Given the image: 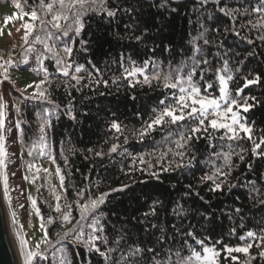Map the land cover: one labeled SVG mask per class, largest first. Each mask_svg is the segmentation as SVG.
Wrapping results in <instances>:
<instances>
[{
    "label": "trees",
    "instance_id": "16d2710c",
    "mask_svg": "<svg viewBox=\"0 0 264 264\" xmlns=\"http://www.w3.org/2000/svg\"><path fill=\"white\" fill-rule=\"evenodd\" d=\"M18 1L29 9L39 4V0ZM225 3L229 7H249L259 0H221L220 6ZM107 7L117 10V14L108 17L103 12H90L78 35L69 32L68 37L57 40L56 30L41 26V41L46 40L63 60L61 49L65 45L73 48L68 58L73 67L69 76H64L56 57L43 43L48 76L41 88L49 99L21 98L18 139L24 148L32 149L33 144L39 143L41 124L45 119L50 121L45 128L48 147L42 151L54 157L64 176L63 190L58 195L62 212L66 210L65 203L72 206L71 223L62 222V212L57 213L49 199L50 190L39 186L40 212L45 222L49 216L54 220L47 226L53 246H44L45 257H39L40 264H59L61 256L67 257L70 264H109L95 250L76 242V233L56 243L57 233L62 234L79 220L76 201L83 204L101 193L109 194L105 203L82 223L87 239L91 231L88 224L94 216L103 214V232L97 235L107 237V245L101 241H96V245L101 251L115 249L110 254V264H116L121 253L127 255L130 248L136 247L143 251L129 256L127 264H175L177 252L181 256L189 255L191 249L202 253L199 240L220 252L217 264H264V257L259 254L264 251V240L246 236L248 231L255 232L257 237L264 236V204L260 203L264 200V157L252 153V142L246 137L229 140L223 137L224 130L209 127L207 134L197 133L199 139L193 138L184 148L177 147L179 134L187 136L188 130L197 124L195 117L155 126L143 137L139 135L145 122L163 107L161 100L171 105L175 103L174 97L180 95L178 88H165L162 81L144 84L143 76L152 77L156 71L168 73L170 68L178 67L186 75L195 56L196 60L209 61L197 67L194 81L202 92L211 95L219 92L216 70L223 67L224 60L228 61L226 73L233 77L229 81L230 97L241 99V103L242 98H247L251 107L242 111L253 138L259 142V137L264 136V41L259 39L264 30L250 25L240 27L247 25L249 19L255 21L256 14L238 15L233 21L219 12L214 0L203 6L200 0H107ZM37 11L41 10L37 7ZM205 28L208 31L201 37ZM49 31L54 33L51 39ZM205 38L210 42L207 45L203 43ZM197 45L200 52H195ZM132 61L136 66H143L145 61L153 63L144 73L126 78L124 70L131 67ZM80 65L81 72L75 73L74 68ZM72 75L82 79L77 83ZM257 76V82L244 87L246 80ZM208 83L211 88L206 87ZM237 88L244 89L239 96ZM113 121L121 125V132L110 127ZM114 143L120 147L109 155ZM230 148L234 154L229 167L223 153ZM261 150L264 145L258 151ZM181 151L183 158L175 155ZM98 152L103 155L98 156ZM162 152L168 153L163 159ZM193 155L195 159L187 165ZM181 162L187 166L176 167ZM218 167L228 175L220 177L225 181L220 190H211L213 182L202 181L201 177L211 175ZM78 192L84 195L77 196ZM187 233L194 235L189 237ZM248 243L253 245L248 253L233 252L230 256L225 250V246L234 248Z\"/></svg>",
    "mask_w": 264,
    "mask_h": 264
},
{
    "label": "snow or ice",
    "instance_id": "6c2138e0",
    "mask_svg": "<svg viewBox=\"0 0 264 264\" xmlns=\"http://www.w3.org/2000/svg\"><path fill=\"white\" fill-rule=\"evenodd\" d=\"M216 6L218 7V10L220 13L224 14L227 17H230L233 21H235L236 17L238 15L242 16H249L251 14H256V19L253 21L252 19H249L247 21V25L241 24L240 27L244 28L248 25L251 26V28H257L259 30H264V0H259V3L254 6L249 7H229L226 3L224 6H220L221 0H214ZM201 5H207L209 3V0H200ZM16 8L19 9V13L17 14L19 18H22L25 15H28L30 17V20L35 22L39 20L42 27L47 28L50 26L51 29L56 30L58 35L56 36V39L59 40L61 36L68 37L69 32H73L74 34L78 35L82 32V30L85 28L84 23V17L87 16L90 12H96V13H106L108 17H113L117 14V10L115 9H109L107 7V0H48L47 3H45V0H39V4L32 7V11L30 13L24 12V7L18 2L15 4ZM37 7L41 10L39 13L37 11ZM50 17V18H48ZM14 17H6L5 23L7 24L9 21L13 20ZM22 27L25 29V33L23 36V40L25 43L28 42L29 35L34 31V23H25L22 25ZM203 27V26H202ZM229 29H225L227 32ZM19 31V29H17ZM208 31L207 28L204 29V32L200 33V36L203 37L204 34ZM218 32L219 29H216ZM232 31L236 32L237 35L240 33L236 31L235 28L232 29ZM2 32V30H0ZM54 33L52 31L48 32V38L51 39L53 37ZM37 40H39V36L36 37ZM71 39V38H69ZM137 40L140 39V37H136ZM197 38L193 39V44H195ZM247 39V37H245ZM260 40L264 41V35H261L259 37ZM249 43H252L251 40L248 41ZM44 43L45 48L48 52L52 53L56 57V64L60 65V71L63 73L64 76H69V70L73 67L71 63L65 62L60 56L59 53L56 52L54 47L49 46L47 41H42ZM81 43H86L85 41H81ZM203 43L205 45L209 44L208 39H204ZM33 51L32 48H29L26 50V54L23 57L24 63L28 61V55L27 52ZM63 51L67 54V56L70 58L73 48L69 45H65ZM201 49L197 45L195 47V52H200ZM219 55V53H217ZM40 59V57H38ZM193 66L191 68V71H189L186 75L182 74V67H178L176 69L169 70L168 73L161 74L159 71L154 72L152 77H149L148 75L143 76L142 82L144 84H150L152 80L156 81H162L163 86L165 88H171V89H179L180 95L178 97H174L175 103L174 104H165L164 100H161L159 103L163 105V107L158 111L155 112L154 116L150 118L149 121L145 122L142 129L139 131V135L143 137L148 132L152 131L155 126H161L165 124H176L178 121H183L186 118H193L195 117L197 119V124L193 127H191L188 130V135L186 136L184 133L179 134V139L175 141L177 147L184 148L185 145L189 144L190 141L195 139H199V136H197V133H208L209 127L212 130L223 131V137H226L229 140H240L243 138H247L252 142V153L259 157H264V150L258 151L261 149V146L264 145V136L259 137V142H257L256 139L253 138L252 135V128L247 125L245 121V117H243L240 114V109H243L244 112H247L251 105L248 104L247 98H242L243 103H241V99L238 98H231L229 94V81L233 79V77L230 74L226 73V70L228 69V61H223V67L221 69H217L218 74V82H219V97H210L208 95H203L201 93V88L198 85L197 82L194 81V75L196 73L197 67L201 63L207 65L209 64V61L206 58H202L201 60H196L195 56L192 58ZM0 60H3V57H0ZM14 61L11 57H9L8 60H4L3 63H0V68L3 69V79L0 80V83H3V81H9L10 76L8 75V67H10ZM153 63L152 61H145L143 66H136V63L134 61L131 62L130 68H125V77H136L138 74H142L145 72V68L150 64ZM82 65L76 66L74 68L75 73H79L82 70ZM35 71V69H34ZM45 73V80H42L40 84L35 85L37 88V94L31 96V99H41V100H48V95H46V90L41 88V85L45 84L47 82V76H48V70L47 68L43 69ZM203 71H201V78L203 77ZM175 73V75H173ZM223 73V74H222ZM72 80H75L77 83L82 79V77H79L77 75L71 76ZM259 80V76H257L253 80H246V83L244 87H247L250 84H253ZM99 82V81H97ZM115 82V81H113ZM139 82V81H138ZM104 83H107L106 81ZM28 87H32V85H28ZM207 88H211L212 84L208 83L206 84ZM243 88H237L236 92L239 96L240 93L243 92ZM29 97H25V99H28ZM134 98V97H133ZM251 99L255 100V97H252ZM223 105V106H222ZM7 102L4 101L3 95L0 94V168H6L7 165L5 164V158L7 157L8 153L5 148V140L6 137L3 134L4 129V117H5V109L7 108ZM235 109V110H234ZM17 112H19V107L16 108ZM155 111V110H154ZM73 119H75V116L69 113ZM210 118V119H208ZM208 119V125H205V120ZM50 123L47 119L41 124L40 131L41 136L39 137V143L33 144L32 149H35L39 147L41 149L40 152H38V156H44L45 153L42 151L43 149L48 147L47 143V136L45 133V128ZM20 121H16V127H19ZM112 129H114L116 132H121V125L113 121L110 126ZM10 131V129H9ZM241 133L245 134L244 136H241ZM135 134V133H134ZM127 138H125L126 140ZM120 146L118 144H112L111 148L109 149V155L111 153L117 152L118 148ZM32 149L29 151V155H32ZM169 152L172 151L171 149L168 150ZM244 149H241V152H243ZM98 156H102L103 153H96ZM168 153L162 152L161 153V159L165 157ZM234 154L231 148L229 149V152L223 153V157L225 159V165L229 166V161L231 158V155ZM176 156L184 157V152H177L175 153ZM217 156L220 155V153L216 154ZM239 158L241 160L244 159L243 155H240ZM54 162V157L52 158ZM195 159V156L193 155L191 158H188L187 165H191L192 161ZM184 165L183 162L176 164V167H182L187 166ZM27 167L32 170H35V173L37 174L32 178L33 182L38 178V175L41 171L40 168L36 167L35 164L29 163ZM249 168H251V165H249ZM45 173H48V169H43ZM57 173L61 172V169L59 166L56 169ZM155 175V173H153ZM228 173L225 171H222L221 168H216L215 171L211 175H205L201 177L202 181H212L213 187L211 190H220L222 188V185L225 183L224 180H220V177H227ZM24 179H29V177L25 176ZM64 176L60 175V182L61 185H63ZM232 187H235V185H232ZM4 188H5V195H7V189H8V176L7 173H4ZM113 191H116L115 189ZM84 195L83 192H78L77 196L82 197ZM108 193H101L99 196L95 198H89L85 203L81 204L79 200L76 201L78 207H79V220L76 221V224H73V226L67 231L61 233H57L59 240L56 243H60L64 239H66L70 234L76 233L74 239L78 243H83L86 246L89 247V249L95 250V252L99 253L101 257L105 259V261L109 262L110 264V254L115 251L113 248H107L106 251H101L100 247L96 245V241H101L105 245H107V237L97 235V232H103V225L101 223L102 215L94 216L92 219V222L88 224V228L91 229V231L87 234V239H85V233H84V224L82 223L87 219V217L94 213L100 205H103L105 203L106 197L108 196ZM57 203L55 205V211L57 213L62 212V205L59 203L61 197L57 196ZM11 201V197H9V202ZM33 208H35L37 215H40V209L36 206L37 202L36 200L31 201ZM260 203L264 204V200H261ZM23 207V205H21ZM71 205L65 203L63 205V208L66 209L62 212V222L71 223L72 216H71ZM239 212V209L236 210ZM152 214H155V209L152 210ZM147 215V214H145ZM11 219L13 225L17 226V230L15 232L16 237L19 240V246L20 251L23 253V260L24 264H34V260L37 257H45V251H42L40 249V243L45 244L48 247H52V242L48 238V231L45 227L44 217L40 216L41 219V230L43 231V238L40 243H37L36 249L31 250L28 246L29 242L25 238L24 234L19 231L20 228L23 227V225H20L17 214L15 211L11 213ZM54 222L53 217L49 216L47 218V223L52 224ZM152 227H156V225H152ZM235 231V229H233ZM187 236L191 237L194 234L193 233H187ZM246 236L248 238H254V239H261L264 240V236L257 237L256 233L253 231H248L246 233ZM241 239H244V237H241ZM199 245L202 246V252L196 251L194 249L190 250V254L187 256H181L179 252H177L175 255L177 257L175 264H217V257L220 255V252L216 250L215 247H208L204 246V241L199 240L197 241ZM253 245L251 243L246 244L242 247H227L225 246V250L227 253L231 256L233 252L237 253H248L249 249ZM259 247V245H257ZM59 251H63V249H59ZM142 249L136 247V248H130L127 255L124 253H121V256L119 260L116 262V264H121V262H124V264H127V258L129 256H135L139 254ZM151 251V250H149ZM261 257H264V251H261L260 253ZM232 259H236V257H232ZM59 264H70V261H68L67 257L61 256ZM155 264H161L160 261H155ZM169 264H172L171 261H169ZM245 264H249L248 261H245Z\"/></svg>",
    "mask_w": 264,
    "mask_h": 264
},
{
    "label": "rangeland",
    "instance_id": "374dc122",
    "mask_svg": "<svg viewBox=\"0 0 264 264\" xmlns=\"http://www.w3.org/2000/svg\"><path fill=\"white\" fill-rule=\"evenodd\" d=\"M16 2L17 0H0V30H2V32H0V57H3L0 63H3L4 60H8L9 57L14 61V63L8 67L10 80L0 83V94L3 95V99L8 105L4 110L6 114L4 117V129L2 130L6 137L5 148L8 155L5 158V164L7 167L0 168V186L7 219V221L5 220L6 225L13 241L19 264H24L19 240L15 235L17 226L12 223L11 213L13 211L16 212L20 225H23L19 231H21L28 240L29 248L35 250L37 243L42 241L44 234L40 227V216H42V214L40 212V215H37L31 201L33 199L36 200V206L39 208L38 188L39 186H45L50 190V201L56 205V197L62 192L63 185H61L60 182V175L62 173H57V166L56 163L53 162L52 156L48 155L45 151H43L45 153L44 156H38V152H40L38 148L32 149V155H29L30 150L24 148L18 139V133L21 129V98L22 96H33L37 94L35 85H38L42 80L45 59V50L43 49L45 46L44 48L41 46L43 43L41 41V35L39 34L41 29L39 20L33 22L28 15L19 18L17 15L19 9L15 6ZM19 3L24 7V12L30 13L32 11V9L26 8L21 2ZM9 16L14 18L6 24L5 18ZM25 23H34V31L29 35L27 43L23 40L25 29L22 25ZM17 29H19V31H17ZM37 36H39V40L36 39ZM29 48H32L33 51L27 52L28 61L24 63L22 62L23 57L26 54V50ZM63 49H61V52L64 61L68 63L69 57ZM38 57H40V59H38ZM2 79L3 69L0 68V80ZM28 85H32V87H28ZM201 93L216 98L220 95L219 92L212 95L206 94L202 92V90ZM17 106L19 107V112L16 110ZM242 110L243 109H240V114L244 117V112ZM16 121H20L19 127H16ZM29 163H33L36 167L41 169L35 182H33L32 178L37 174L34 169L30 170L27 167ZM43 169H48V173H45ZM5 172L8 176L7 195H5L4 188ZM25 176L29 177V179H24ZM9 197H11L10 202ZM21 205H23V207H21ZM47 226L48 223L45 222V227L47 228ZM44 246L45 244L40 243L41 250H43ZM242 246L245 245L236 247ZM34 264H40L39 257L35 258Z\"/></svg>",
    "mask_w": 264,
    "mask_h": 264
},
{
    "label": "water",
    "instance_id": "95a60500",
    "mask_svg": "<svg viewBox=\"0 0 264 264\" xmlns=\"http://www.w3.org/2000/svg\"><path fill=\"white\" fill-rule=\"evenodd\" d=\"M6 213L1 195L0 186V264H19L17 253L11 240V236L7 231Z\"/></svg>",
    "mask_w": 264,
    "mask_h": 264
},
{
    "label": "bare ground",
    "instance_id": "6f19581e",
    "mask_svg": "<svg viewBox=\"0 0 264 264\" xmlns=\"http://www.w3.org/2000/svg\"><path fill=\"white\" fill-rule=\"evenodd\" d=\"M5 220H6V217H5ZM6 227H7V225H6ZM7 231H8V228H7ZM9 232V231H8ZM11 238V237H10ZM12 240V239H11Z\"/></svg>",
    "mask_w": 264,
    "mask_h": 264
}]
</instances>
